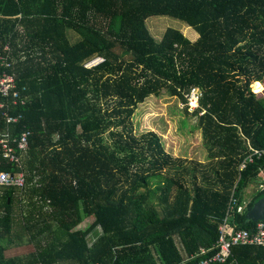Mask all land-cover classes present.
Here are the masks:
<instances>
[{
    "label": "trees",
    "instance_id": "obj_1",
    "mask_svg": "<svg viewBox=\"0 0 264 264\" xmlns=\"http://www.w3.org/2000/svg\"><path fill=\"white\" fill-rule=\"evenodd\" d=\"M159 16L197 39L169 28L157 41L146 21ZM6 45L27 104L13 107L17 124L0 110V138L30 137L23 170L0 145V173L24 171L26 182L0 186V264H197L217 253L232 197L245 205L237 227L254 231L246 214L264 195V156L240 165L264 150V96L252 87L264 83V0H0ZM194 87L200 108L185 111L204 162L173 156L133 123L151 97L184 104ZM24 237L28 254L6 256ZM212 264H264V247L236 246Z\"/></svg>",
    "mask_w": 264,
    "mask_h": 264
},
{
    "label": "built area",
    "instance_id": "obj_2",
    "mask_svg": "<svg viewBox=\"0 0 264 264\" xmlns=\"http://www.w3.org/2000/svg\"><path fill=\"white\" fill-rule=\"evenodd\" d=\"M103 58L97 57L86 64V67L91 68L102 63ZM14 64V60L11 58V50L8 45L3 48L0 46V66L5 68L0 76V96L2 102L0 103V110L6 119L8 125L17 124L23 119V116L12 115L13 107H22L27 104V97H23L19 91L15 76L10 74L7 70ZM203 96L200 88L194 87L186 95V103L182 106L187 108L190 113L195 112L200 108V101ZM202 114V113H201ZM29 137L30 132H22L18 139H13L10 132H6L0 138V145L2 146V152L5 159L18 165L19 169L24 168V157L29 150ZM17 142V148L13 144ZM264 156V150H254L244 162L240 165V170L246 168L247 163H252L254 157ZM0 186H15L20 189L26 187L25 173L19 172L16 176L8 173H0ZM264 188V186H260ZM245 205H240L236 198L232 197L229 204L227 217L224 223L219 228V240L217 243V253L209 259L200 261L197 264H212V263H224L231 255V250L236 246H263L264 247V221L257 222L254 231L242 230L237 227L235 223V214L243 213ZM207 251L203 250L202 254H206ZM184 264H188L185 262Z\"/></svg>",
    "mask_w": 264,
    "mask_h": 264
},
{
    "label": "rangeland",
    "instance_id": "obj_3",
    "mask_svg": "<svg viewBox=\"0 0 264 264\" xmlns=\"http://www.w3.org/2000/svg\"><path fill=\"white\" fill-rule=\"evenodd\" d=\"M151 35L160 41L169 28L183 32L191 41H195L198 33L185 22L172 17H151L146 21ZM253 91L264 96V84H255ZM182 102L169 93H163L160 97H151L141 104L133 118L137 133L154 131L161 136L165 149L173 156L187 158L191 162H204L207 156L203 146V137L200 129H197L198 120L192 117ZM264 180V179H263ZM255 186H251L244 192V201L247 204L255 192ZM18 228L16 224V229ZM18 230V229H17ZM13 246L6 252V256H25L28 254L27 237L22 241L15 239Z\"/></svg>",
    "mask_w": 264,
    "mask_h": 264
},
{
    "label": "water",
    "instance_id": "obj_4",
    "mask_svg": "<svg viewBox=\"0 0 264 264\" xmlns=\"http://www.w3.org/2000/svg\"><path fill=\"white\" fill-rule=\"evenodd\" d=\"M246 219L254 222L264 221V195L255 200L253 208L246 214Z\"/></svg>",
    "mask_w": 264,
    "mask_h": 264
},
{
    "label": "crops",
    "instance_id": "obj_5",
    "mask_svg": "<svg viewBox=\"0 0 264 264\" xmlns=\"http://www.w3.org/2000/svg\"><path fill=\"white\" fill-rule=\"evenodd\" d=\"M197 39V38H196ZM264 83H259V85L261 86V85H263Z\"/></svg>",
    "mask_w": 264,
    "mask_h": 264
}]
</instances>
